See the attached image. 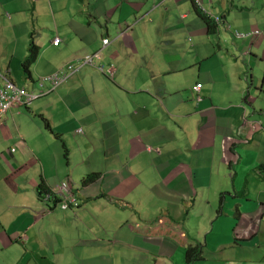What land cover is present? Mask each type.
Wrapping results in <instances>:
<instances>
[{
	"label": "crops",
	"instance_id": "1",
	"mask_svg": "<svg viewBox=\"0 0 264 264\" xmlns=\"http://www.w3.org/2000/svg\"><path fill=\"white\" fill-rule=\"evenodd\" d=\"M255 1H207L223 20L211 34L194 0H0L1 89L8 81L37 92L41 79L72 69L65 84L0 119V264H182L172 262L178 249L187 264L186 250L199 241L187 220L200 209L212 223L226 208L239 219L228 251L252 250L264 264V71L260 81L240 61L264 59V8ZM260 26L246 38L248 52L228 41L221 47L228 33ZM193 35L209 45L218 35L219 44L193 52ZM32 43L39 55L26 74ZM90 174L97 177L83 185ZM116 177L139 187L152 218L132 234L105 228L95 210L103 189L114 205L122 201ZM64 183L78 207L47 200Z\"/></svg>",
	"mask_w": 264,
	"mask_h": 264
},
{
	"label": "rangeland",
	"instance_id": "2",
	"mask_svg": "<svg viewBox=\"0 0 264 264\" xmlns=\"http://www.w3.org/2000/svg\"><path fill=\"white\" fill-rule=\"evenodd\" d=\"M256 7L258 9L264 8V4H260L259 0L255 1ZM251 6V5H250ZM198 10V9H197ZM200 11V10H199ZM201 12V11H200ZM258 16L260 15V10H256ZM264 23V18L261 19L258 24ZM259 31H263V26L259 27ZM239 32V31H238ZM260 32V33H261ZM242 33V32H240ZM235 34V33H234ZM215 37L214 41L211 42V44L206 43H199L198 42V36L193 35V42H189L188 44L193 46V52L196 50H200L202 52L207 51L210 48L213 49V45L218 46V35H212ZM112 37H114V32L112 34ZM228 39L222 40L221 47H226L225 41L229 43V45L236 44L239 47H241V52H248V48H246L245 43L248 42L249 39L243 40V39H236L235 36L231 35L230 33L227 34ZM262 37H264V33L262 34ZM261 37V38H262ZM102 41V39H101ZM262 46V44H261ZM183 50V48L181 49ZM215 52H218V50H212ZM235 51V50H234ZM238 53L239 57L241 58L242 53ZM224 54L222 52H219V54ZM252 53H255V50H252ZM264 56V49L261 53ZM260 54V55H261ZM238 57V59H239ZM246 58L248 60H246ZM244 59H240L242 64L244 65L245 71H254L255 74H260V81H262V71H264V59L261 61L257 59H251L250 57H246ZM251 61V62H250ZM118 63V61H115ZM82 65V64H81ZM86 64H84L85 66ZM119 65V63H118ZM220 65L218 64H211L210 69L215 70L218 69ZM134 68L136 69V64L134 65ZM233 66H230V69H232ZM91 70L90 66H87L85 70ZM84 70V71H85ZM218 71H221L220 68ZM234 71V70H232ZM106 76H108L106 74ZM106 79V78H105ZM107 80V79H106ZM108 81V80H107ZM190 79L187 77L185 79L184 86L189 84ZM189 87V86H188ZM190 142V141H189ZM73 144V142H72ZM191 144V143H190ZM71 161L73 162V156L69 157ZM201 158L209 159V156H202ZM60 159V158H59ZM61 161L63 163L67 162L66 153L61 157ZM222 171L220 170V173ZM223 179L228 180V176L226 174H222L221 176ZM129 186H123L119 183L118 178L116 177V181L114 183V189L117 192V195L119 196V199L122 201L117 202L116 205L112 202L111 199L108 198V196L111 195H105L104 189L99 192V199L95 202V210L98 214H100L102 220H106L104 227L113 230L114 226L118 225L119 228H125L128 230L130 234L131 233V227L134 225H148V221H150L152 218L148 216V207L145 203V195L144 193L139 189V187L134 186L136 184L127 183ZM133 185V186H132ZM232 189V188H231ZM200 197L205 200L208 197V194L206 192H203L200 194ZM124 201L130 202L133 205V209L129 208L130 206L128 204H125ZM125 204L124 207H122L120 204ZM151 205L154 207L152 212L156 213L157 211H160V204L155 203L154 201H150ZM100 207H105L106 209H101ZM229 211V215H228ZM235 210L234 208H226L224 209V215L217 218V220L211 221L207 219L204 215H206V212L203 210L197 209L193 212V219L190 221L187 220L188 230L190 232V235H193V242L196 241V246L198 244L202 245L203 252L206 250V259L209 262H220L222 260H227L228 258V249L233 245V237L232 234H234L235 229L237 228V224L239 219L234 216ZM217 215V209L215 210L213 216L215 217ZM186 216V215H185ZM155 218V217H154ZM154 221V220H153ZM196 221H200L204 225H207L205 230L202 227V224H196ZM244 226V225H242ZM140 227V226H139ZM114 233V232H113ZM222 236H224V240L222 239ZM200 237V239H198ZM254 236H251V239ZM233 240V241H232ZM232 241L231 243H228ZM208 244V246H207ZM252 244V243H248ZM104 245H107L108 247L111 246V243H105ZM108 247L102 248V251H109L111 252V249ZM179 251V252H178ZM184 253V252H182ZM181 253V250L178 249L173 255L174 258L172 259V262L177 263L180 261L182 264H184L183 260V254ZM252 253H254L252 251ZM256 254V253H255ZM259 254V253H258ZM252 256V254H251ZM165 264H168L167 262Z\"/></svg>",
	"mask_w": 264,
	"mask_h": 264
},
{
	"label": "built area",
	"instance_id": "3",
	"mask_svg": "<svg viewBox=\"0 0 264 264\" xmlns=\"http://www.w3.org/2000/svg\"><path fill=\"white\" fill-rule=\"evenodd\" d=\"M212 0H194L195 7L200 10L204 14H208L213 18V20L216 22V24L220 25L223 23V20L219 15H213L206 7L205 3ZM257 35L260 34V31H256L254 33H240L238 31L235 32L236 38H247L251 35ZM111 40L105 39L103 40L104 45H108ZM61 43V39L59 37L55 38L53 41V44L55 46H58ZM100 59L101 57L99 55L94 56L93 58H89L87 60V63L90 65H93V59ZM86 64V63H85ZM103 70V69H102ZM72 71V69L70 70ZM70 71H61L54 75L45 77L41 79L37 83V92H27L24 89H20L15 87L12 83L6 81L3 88H0V119L4 115L6 111L9 110V108L16 104L20 106H26L30 105L31 103L37 101L38 99L44 97L46 94L53 92L65 82L68 81L70 77H68V74ZM109 78L114 79V75L111 73L107 74ZM195 91L199 94L201 92L200 87H196ZM202 99L200 96L198 97L197 103H201ZM79 135L83 134V131H78ZM73 193L71 190V186L68 183H64L59 188H56L54 190V194L48 195L46 198L48 201H54L56 199L61 200L62 209L68 210L71 206H78L79 203L76 201V199L73 197Z\"/></svg>",
	"mask_w": 264,
	"mask_h": 264
},
{
	"label": "trees",
	"instance_id": "4",
	"mask_svg": "<svg viewBox=\"0 0 264 264\" xmlns=\"http://www.w3.org/2000/svg\"><path fill=\"white\" fill-rule=\"evenodd\" d=\"M199 16L202 18L203 22L207 24L208 27V32L211 34H215L218 30V24L213 20L211 16L208 14H204L202 12H198ZM213 15H218V14H213ZM39 55L38 51V46L35 45L34 43L31 44L30 47V54L25 58V60L22 63V71L26 74L30 73L31 66L37 61ZM262 169V167H260ZM97 177V174H90L86 176L83 180V185H89L91 182L95 180ZM79 206V205H78ZM78 206H72V207H78ZM238 225V224H237ZM176 235L178 234H183L184 237H186V234L180 233L179 230H176ZM255 237V236H254ZM238 245V244H237ZM228 258L229 260H233L235 262L237 261H243V260H248L252 254V263L256 264L257 259L259 256L255 253H252V250H247V249H239L236 247L235 249L228 251ZM206 258L204 257V252H203V247L202 245L198 244L190 246L186 250V262L187 264H219L216 262H209L205 260ZM264 261V257H260V262Z\"/></svg>",
	"mask_w": 264,
	"mask_h": 264
},
{
	"label": "clouds",
	"instance_id": "5",
	"mask_svg": "<svg viewBox=\"0 0 264 264\" xmlns=\"http://www.w3.org/2000/svg\"><path fill=\"white\" fill-rule=\"evenodd\" d=\"M258 31H259V30H258ZM253 35H254V34H253ZM247 38H248V37H247ZM244 39H245V38H244ZM38 82H39V81H38ZM38 82H37V83H38ZM46 95H47V94H46ZM40 99H41V98H40ZM38 100H39V99H38ZM71 190H72V187H71ZM72 193H73V192H72ZM59 200H60V199H59Z\"/></svg>",
	"mask_w": 264,
	"mask_h": 264
},
{
	"label": "bare ground",
	"instance_id": "6",
	"mask_svg": "<svg viewBox=\"0 0 264 264\" xmlns=\"http://www.w3.org/2000/svg\"><path fill=\"white\" fill-rule=\"evenodd\" d=\"M67 69V68H66ZM44 98V97H43ZM40 100V99H39Z\"/></svg>",
	"mask_w": 264,
	"mask_h": 264
}]
</instances>
